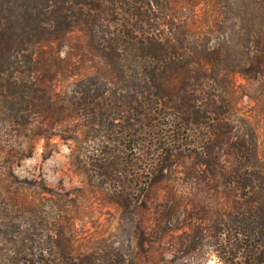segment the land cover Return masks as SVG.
Here are the masks:
<instances>
[{"label":"trees","instance_id":"1","mask_svg":"<svg viewBox=\"0 0 264 264\" xmlns=\"http://www.w3.org/2000/svg\"><path fill=\"white\" fill-rule=\"evenodd\" d=\"M202 1L0 0V100L17 137L2 161L70 141L76 165L110 175L119 214L149 215L143 264H264V151L233 81L264 116V0ZM8 182L0 264H138L85 239L68 191Z\"/></svg>","mask_w":264,"mask_h":264},{"label":"rangeland","instance_id":"2","mask_svg":"<svg viewBox=\"0 0 264 264\" xmlns=\"http://www.w3.org/2000/svg\"><path fill=\"white\" fill-rule=\"evenodd\" d=\"M208 6H210L208 2L203 0L196 4L195 8L200 12H208ZM201 14L207 15V13ZM76 39L77 37L72 35L70 43H76ZM58 49L60 55H63L66 51V47L62 45ZM71 53H75V51L73 50ZM76 59L77 56H72L71 61ZM233 81L236 89L237 108L255 127L259 149L264 151V116L261 106L258 100L256 101L250 96L252 94H248L250 91L246 92L248 87L241 75L235 73ZM6 115L5 107L0 100V185L8 181L16 182L21 179L42 180L47 187L52 188L54 191H68L70 197L76 199L75 207L71 209L73 223L80 229L85 239L91 240L90 242L94 245L114 244L118 247H128L133 257L138 259L136 260L138 264H143L144 249L149 246L146 241L148 236L144 233L145 228L142 229L143 225L146 226V223H148L149 215L147 212L132 213L131 216L119 214L117 206L113 202V196L109 192V188L114 183L110 175L107 173L105 176H98L94 173L91 175L90 172L76 165L70 158V148L72 147L70 141L57 138L52 140L50 148L53 151L45 159L41 158L42 142L39 141L30 156L12 159V162L6 166L2 161V151L7 144L15 147L17 141L16 131L13 130L15 128L14 122ZM125 158L129 159L127 156L123 160ZM106 190H108V193ZM43 198L46 201L49 197H42L41 200ZM54 199L57 204L62 203L56 197ZM148 199V195L143 196V200L147 201ZM47 201L50 202L51 199L49 198ZM67 203L69 204V202ZM174 225H176V221L172 222V226ZM137 227L141 230H135ZM183 229L184 226L178 225L174 233H180ZM133 230L136 232L134 233ZM166 242L164 241L161 244L163 248L168 247ZM84 245L88 246V244ZM173 246L176 247L174 244ZM83 247L82 245V249H84ZM177 261L182 262L181 260ZM184 263L191 264L190 260L184 261ZM201 264L220 263L213 255L209 257L207 255L202 258Z\"/></svg>","mask_w":264,"mask_h":264}]
</instances>
